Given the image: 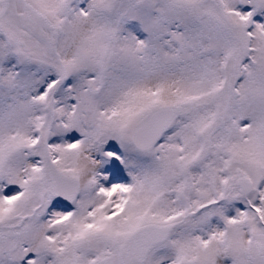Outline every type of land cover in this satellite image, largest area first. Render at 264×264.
I'll return each instance as SVG.
<instances>
[{
  "label": "snow or ice",
  "instance_id": "snow-or-ice-1",
  "mask_svg": "<svg viewBox=\"0 0 264 264\" xmlns=\"http://www.w3.org/2000/svg\"><path fill=\"white\" fill-rule=\"evenodd\" d=\"M0 264H264V0H0Z\"/></svg>",
  "mask_w": 264,
  "mask_h": 264
},
{
  "label": "rangeland",
  "instance_id": "rangeland-1",
  "mask_svg": "<svg viewBox=\"0 0 264 264\" xmlns=\"http://www.w3.org/2000/svg\"><path fill=\"white\" fill-rule=\"evenodd\" d=\"M69 135L72 136V137H74V138H77V139L80 138V134L77 131H75V130H73V132L70 133ZM107 147L109 149H113V148H117L118 145H117V143L115 141H109V145Z\"/></svg>",
  "mask_w": 264,
  "mask_h": 264
},
{
  "label": "clouds",
  "instance_id": "clouds-1",
  "mask_svg": "<svg viewBox=\"0 0 264 264\" xmlns=\"http://www.w3.org/2000/svg\"><path fill=\"white\" fill-rule=\"evenodd\" d=\"M82 163H83L85 166L87 165V161H83Z\"/></svg>",
  "mask_w": 264,
  "mask_h": 264
}]
</instances>
